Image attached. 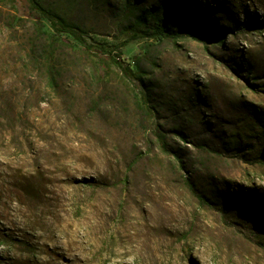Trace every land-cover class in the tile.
Here are the masks:
<instances>
[{
    "label": "rangeland",
    "instance_id": "1",
    "mask_svg": "<svg viewBox=\"0 0 264 264\" xmlns=\"http://www.w3.org/2000/svg\"><path fill=\"white\" fill-rule=\"evenodd\" d=\"M39 1L91 47L0 0V264H264V0Z\"/></svg>",
    "mask_w": 264,
    "mask_h": 264
},
{
    "label": "trees",
    "instance_id": "2",
    "mask_svg": "<svg viewBox=\"0 0 264 264\" xmlns=\"http://www.w3.org/2000/svg\"><path fill=\"white\" fill-rule=\"evenodd\" d=\"M23 11L27 16L37 18V19H43L45 20L50 28L55 32V33H65L69 35L73 40L78 42L79 44L83 45L84 47H91L90 43L87 41L86 37L84 36L83 31L75 25L73 22L67 20L64 16L61 14L57 13L55 10H53L50 7L44 6L39 0H13ZM199 2V1H195ZM202 10L205 11L206 7L201 6ZM168 27L166 25V19L164 17H160V20L155 23L154 28H153V33H163L165 30H167ZM222 39L220 41L221 44L224 42V30H222ZM132 34H135V31H132ZM154 36V35H151ZM101 50H104L103 47H101ZM102 52H107V51H102ZM110 61L112 62L113 65H115L123 74L124 77L127 79H133L135 76H137L136 72L132 67H130L129 63H124L122 59H120L119 56L112 55L109 56ZM158 140L159 144L162 150L167 151L165 148V137L159 133L158 135ZM222 147L225 145H229V147L232 148H237L238 150H243L242 145L243 139L240 136L232 137L230 136L227 140L222 137ZM226 147V148H229ZM225 148V147H224ZM220 199L222 201L230 202V199L227 198L226 196L220 195ZM201 200L204 203H215L217 201V198L215 196L209 197L208 195H202Z\"/></svg>",
    "mask_w": 264,
    "mask_h": 264
}]
</instances>
